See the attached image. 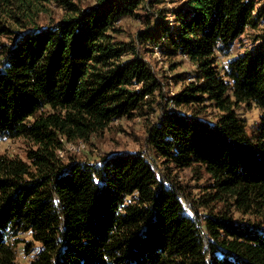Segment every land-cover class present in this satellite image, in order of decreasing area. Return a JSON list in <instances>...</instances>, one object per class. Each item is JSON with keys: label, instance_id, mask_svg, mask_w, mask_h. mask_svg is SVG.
<instances>
[{"label": "trees", "instance_id": "obj_1", "mask_svg": "<svg viewBox=\"0 0 264 264\" xmlns=\"http://www.w3.org/2000/svg\"><path fill=\"white\" fill-rule=\"evenodd\" d=\"M56 1L61 20L0 43V138L27 145L24 158L0 154V264H264V33L237 48L264 16L257 2L185 0L149 21L138 41L196 68L165 97L135 41L117 38L143 0ZM154 105L148 143L162 172L141 152L64 154ZM252 106L250 128L240 111ZM185 169L205 178L201 193L174 176Z\"/></svg>", "mask_w": 264, "mask_h": 264}, {"label": "rangeland", "instance_id": "obj_2", "mask_svg": "<svg viewBox=\"0 0 264 264\" xmlns=\"http://www.w3.org/2000/svg\"><path fill=\"white\" fill-rule=\"evenodd\" d=\"M68 1L82 9H87L96 4V0ZM255 1L257 2V8L263 10L264 14V0ZM19 3L20 1L16 0H0V19L4 21V25L8 29V33L0 37L1 44H10L14 37L27 31L33 24L41 27L54 24L61 20L67 11L66 7L56 0H35V7L37 9L34 8V10L26 15L22 14V11L19 10ZM184 3L185 0H143L140 8L135 11L136 14L142 15L140 18L132 16L124 18L118 23V28L121 31L117 35V38L124 42L135 41L139 55L150 64L158 79L161 80L162 95L165 97H173L180 93L185 85L195 82L196 68L186 59L166 56L158 47L142 44L138 41V34L147 29L149 21H156L160 12H169L178 6H182ZM167 19L173 21L170 14ZM263 33L264 16L261 18L257 29L249 31L245 37H242L237 42V48L250 47L256 41V38L260 37ZM220 62H224V60ZM178 75H184V77L176 79ZM157 99L162 103L166 102L164 97L160 96ZM179 110L188 112L189 109L180 107ZM159 111L160 108L154 105L144 116L116 120L105 132L93 137L89 143L77 142L74 145H68L64 154L72 155L80 161L95 163L105 155L141 152L155 163V168L159 172H162L164 168L162 166L163 160L156 156L148 143V131L156 122L157 112ZM207 113L212 117L216 114V111L210 108ZM240 114L248 121L250 128L259 119V110L255 106L240 111ZM26 148L27 145L22 140L0 138V154L24 158ZM174 174L178 182L185 187L187 194L193 196V194L201 193L200 187L205 184V178L199 179L197 174L191 169L174 171ZM190 204L193 205L192 201ZM17 255L19 263H27L23 245H18Z\"/></svg>", "mask_w": 264, "mask_h": 264}]
</instances>
